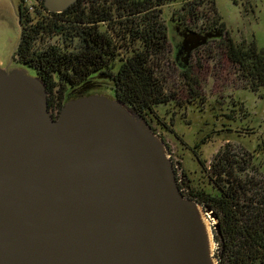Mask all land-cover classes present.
I'll use <instances>...</instances> for the list:
<instances>
[{
  "label": "water",
  "instance_id": "water-1",
  "mask_svg": "<svg viewBox=\"0 0 264 264\" xmlns=\"http://www.w3.org/2000/svg\"><path fill=\"white\" fill-rule=\"evenodd\" d=\"M16 59L0 67V264H218L210 210L183 194L147 120L104 93L53 118L46 83Z\"/></svg>",
  "mask_w": 264,
  "mask_h": 264
},
{
  "label": "trees",
  "instance_id": "trees-1",
  "mask_svg": "<svg viewBox=\"0 0 264 264\" xmlns=\"http://www.w3.org/2000/svg\"><path fill=\"white\" fill-rule=\"evenodd\" d=\"M39 1L45 10L43 0ZM173 1L76 0L60 13L42 15L38 9L39 16L34 18L23 10L24 33L18 60L33 67L46 83L48 108L55 102L54 88H82L96 75L113 82L117 98L139 113H147L167 101L163 83L152 75L151 65L164 56L168 33L162 21V7ZM182 1L191 5L192 0ZM187 9L188 17H182L198 20L193 7ZM181 20L177 25L183 23ZM218 21L195 29L187 25L184 28H188L194 45L205 39H220V46L237 67L241 81L251 90L264 87V46L258 47L255 41H234L225 24ZM52 36L61 41L46 43L45 38ZM125 40L130 43V53L124 61L119 49ZM62 99L60 96L56 103L58 110ZM200 164L206 167L204 160ZM236 165V159L220 150L206 170L210 188L188 185L187 192L181 191L197 199L216 217L218 264H264V185L241 178Z\"/></svg>",
  "mask_w": 264,
  "mask_h": 264
},
{
  "label": "rangeland",
  "instance_id": "rangeland-1",
  "mask_svg": "<svg viewBox=\"0 0 264 264\" xmlns=\"http://www.w3.org/2000/svg\"><path fill=\"white\" fill-rule=\"evenodd\" d=\"M18 2L0 0V67L10 63L19 40L20 25L15 12ZM189 3L191 5L175 0L162 7L168 41L164 56L158 59L161 66L157 70L167 101L153 106L150 123L167 142L178 184L184 192L189 186L210 188L206 170L220 150L237 160L235 171L241 178H251L263 186L264 87L251 90L241 81L237 67L220 46V39H208L204 44H198L199 48L195 46L190 50L187 76L175 60V54L186 25L195 29L211 24L215 19L225 24L234 41H255L258 47H263L264 0H214L213 3L211 0H192ZM31 5L28 3L29 8ZM189 7H193L198 20L182 17L183 14L188 17L185 10ZM181 18L183 23L177 25ZM45 39L46 43L61 41L58 36ZM126 43L130 46L125 40L124 47ZM126 53L123 49L120 57ZM11 65H18L17 59ZM26 69L30 74L35 73L33 67L26 66ZM89 93L113 97V82L93 75L82 88H54L53 106L56 107L60 96L65 101ZM201 160L205 161L206 167L200 164ZM204 216L214 231L216 217L211 211L205 212ZM217 247L214 238V253Z\"/></svg>",
  "mask_w": 264,
  "mask_h": 264
},
{
  "label": "flooded vegetation",
  "instance_id": "flooded-vegetation-1",
  "mask_svg": "<svg viewBox=\"0 0 264 264\" xmlns=\"http://www.w3.org/2000/svg\"><path fill=\"white\" fill-rule=\"evenodd\" d=\"M28 3H31V9L28 7ZM30 5V4H29ZM38 9L41 11L42 15H48V13H60V12H51V11H48L46 8L45 10L40 6V1L39 0H19V2L17 3L16 7H15V12H16V16H17V20L19 22V25H20V36H19V40L16 44V47L14 48V56L18 58V54H17V51H18V47H19V43L23 37V33H24V25L22 23V14H23V10H26V12L28 14H30V16L32 18H34V16H39V13H38ZM33 13V14H32ZM188 28H184V30L182 31V39L180 40L179 43H177V50H176V56H175V60L178 62L179 65H181L183 68H184V71L183 73H185V75L187 76L188 75V72H189V62H188V58H189V55H190V50H193V48H195V46H197V48H199L200 45H194L191 38H190V33L188 32L187 30ZM168 35V34H167ZM168 41V40H167ZM205 42H207V40L205 39L202 43L204 44ZM167 44V43H166ZM167 48V47H166ZM123 49H125V51L127 52L123 58H124V61L126 60L127 56L129 55L130 53V50H129V44L126 43L125 44V47L122 46L119 50L120 52L123 51ZM166 51V49H165ZM165 54V52H164ZM121 55V54H120ZM119 55V57H120ZM161 66L159 60H155L152 65H151V69H152V75L154 77H158L160 78L161 77V74L159 73V71L157 70L159 67ZM128 75H129V71H127ZM161 79V78H160ZM161 82H163L161 80ZM189 84V83H188ZM164 88V87H163ZM55 106L53 107H49V111H50V114L53 118H57L58 114H59V111L56 107L54 108ZM153 113V111H148L147 113H140L146 120L147 122L151 125V119H150V115ZM149 117V118H147ZM152 127V125H151ZM152 129L157 132L153 127ZM158 133V132H157ZM160 134V133H158ZM161 135V134H160ZM180 187V186H179ZM182 189V188H180Z\"/></svg>",
  "mask_w": 264,
  "mask_h": 264
},
{
  "label": "built area",
  "instance_id": "built-area-1",
  "mask_svg": "<svg viewBox=\"0 0 264 264\" xmlns=\"http://www.w3.org/2000/svg\"><path fill=\"white\" fill-rule=\"evenodd\" d=\"M30 8H32V7H30Z\"/></svg>",
  "mask_w": 264,
  "mask_h": 264
}]
</instances>
